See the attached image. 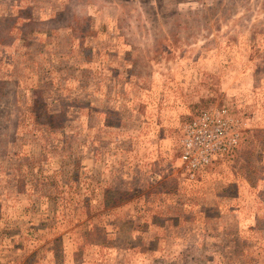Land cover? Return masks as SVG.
I'll return each instance as SVG.
<instances>
[{"label":"rangeland","instance_id":"obj_1","mask_svg":"<svg viewBox=\"0 0 264 264\" xmlns=\"http://www.w3.org/2000/svg\"><path fill=\"white\" fill-rule=\"evenodd\" d=\"M0 264H264V0H0Z\"/></svg>","mask_w":264,"mask_h":264},{"label":"built area","instance_id":"obj_2","mask_svg":"<svg viewBox=\"0 0 264 264\" xmlns=\"http://www.w3.org/2000/svg\"><path fill=\"white\" fill-rule=\"evenodd\" d=\"M239 141V124L225 108L204 109L183 127L179 161L193 178L231 154Z\"/></svg>","mask_w":264,"mask_h":264}]
</instances>
